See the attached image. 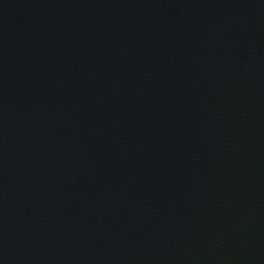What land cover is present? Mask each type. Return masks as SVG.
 Segmentation results:
<instances>
[{"label":"water","instance_id":"water-1","mask_svg":"<svg viewBox=\"0 0 264 264\" xmlns=\"http://www.w3.org/2000/svg\"><path fill=\"white\" fill-rule=\"evenodd\" d=\"M0 264H264V0H8Z\"/></svg>","mask_w":264,"mask_h":264}]
</instances>
